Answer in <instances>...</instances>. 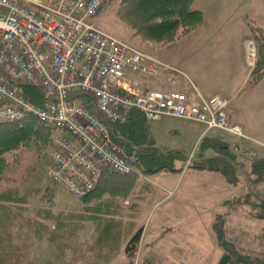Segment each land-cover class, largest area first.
<instances>
[{
    "label": "rangeland",
    "instance_id": "374dc122",
    "mask_svg": "<svg viewBox=\"0 0 264 264\" xmlns=\"http://www.w3.org/2000/svg\"><path fill=\"white\" fill-rule=\"evenodd\" d=\"M246 1L229 0L228 3L224 0H216V2H211V0L197 1L196 7L205 14L203 19L205 24L208 25L206 35L213 37L219 33L222 34L219 37L215 36L211 41L212 43L216 42L217 45L220 43L226 44L229 41V35L232 34L230 32L231 28L238 30L240 33L244 27L245 30L243 32L246 29L251 31V26L254 28L258 22L264 23V15L251 13ZM254 1L264 4V0ZM120 3V0H108L106 2L103 13L94 18V20L99 19L100 27H98L119 39L133 44L140 50L151 52L150 46L142 42L138 36L132 33L131 29L117 18L116 10ZM262 7L264 11V5ZM215 10H218L220 14H215ZM247 10H249L251 16L250 19L246 15ZM209 14L212 16L210 17ZM243 15L244 21H242ZM192 37V33L187 34L179 40L182 44L177 48L170 49L169 52L168 49L164 48L165 52H167L164 56L171 59L175 53L182 54L187 50L190 53V40H194ZM187 40H189L188 45L186 44ZM199 40L202 41L201 36ZM234 44L235 38H232L231 46ZM256 45L254 38L248 39L244 45L246 54L253 48L256 49ZM154 46L153 48H157V46ZM198 50L206 52L202 46L198 47ZM227 53L228 49L223 47L222 56ZM207 54L208 57L214 58L209 53ZM219 58L220 54L217 52L214 62L218 63ZM247 59L252 61L249 58ZM185 60L188 59L184 57ZM251 74L250 72V79ZM162 75V73L153 74L149 76L148 80L150 82L160 81L159 78ZM183 76L186 77L185 75ZM263 77L255 83L252 82L251 89ZM207 78L209 80V75ZM203 80L204 77L202 78ZM187 82L193 84L191 80L187 79ZM209 83L212 86L218 85L216 79L212 78ZM260 86L264 87L263 84ZM195 88L201 92L197 86ZM201 94L204 95L202 92ZM257 95V102L254 99L247 102L250 106L264 104L259 99V92ZM244 99L246 100V98ZM148 123L151 124V127L152 125L153 128L155 127L153 122ZM156 123L161 130L177 126L183 134L182 136H172L166 131V135L163 137L164 141L159 142L160 148L172 147L175 146L174 144L180 145L178 146L179 152L174 153L173 160L176 158V161L170 162L167 160L170 162L167 163L168 166L172 164L170 167H176V169L166 168L158 171H164L163 173L171 175V172L168 171L177 172L182 170L175 175L176 179L173 181L181 186H178V189L171 196L169 195L170 191L167 189H164V191L167 190L166 195H164V192L160 193L158 200L168 197L165 203L151 204L157 198H152L150 202L145 201L143 203L141 201L139 203V211L134 208V205H126L124 203L126 205L124 216L129 217L128 221H131L130 218L135 220V222L131 221L133 223L131 226L129 225L130 222L129 224H123L122 218L118 219L113 225L111 223H78L79 220L77 218L79 216L73 217L69 214L70 212H68V217L66 218L68 220L67 224L63 225L67 210L69 209V211L73 212L78 208L77 203L79 202L73 196L71 189L74 187L68 186L66 181L70 180L72 183H80L85 179H89L95 172L104 174L106 166L103 168L93 166V169H91L75 153L73 156L69 155V152L65 150L67 144L53 141L52 144L48 142L28 143L17 150L5 154L6 167L3 172L0 171V194L7 196L8 192H10L11 195L23 196L25 205L21 207L23 209L20 211L23 219L16 216L15 220L12 219L14 223L11 217H13L12 214L14 212L18 211L14 209L9 212V207L12 209L11 203L0 200V250L13 247L16 251L25 252L29 255L28 264H107L115 261L121 246L124 243L126 245L128 242L129 239L127 237L133 236V233L142 226L140 239L138 244H136V251L130 256L131 264H150V260L152 262L157 260L161 264H168L169 261L170 264H219L220 258L226 252L224 247L226 242L235 244V247L229 248V252L232 253L235 250L236 253L241 254L242 258L237 255L233 256L242 261L245 259L246 262L243 261L244 264H247V262L249 264H264V218H255L250 212L251 210L257 211L258 201L264 203V181L253 183V178L249 177V175L251 176L252 159H264V148L260 146L262 144L251 140L250 137L246 139L244 136H235L218 129H212L208 133L215 135L217 138H208L205 135L202 136L200 143L197 144L199 140V138L195 139L197 125L202 129L204 128L203 126L193 121L178 118H163ZM61 134L67 137L66 140L71 141L68 138L69 134L65 132ZM181 138H183L182 141H180ZM219 140H225L230 145L231 157L234 156L233 162L229 160L230 168L223 167L221 170H209L205 160L215 157ZM72 143L74 142L72 141ZM155 149L158 151L157 148ZM250 152H255V154ZM188 157L193 160L189 161ZM94 163L100 165L102 162L97 160ZM197 163H199V166L196 165ZM131 168V171L127 172V178L129 180L133 179L134 182L129 187L126 186L127 189L123 191L124 196H119L120 198L131 195V190L135 187L136 181H140L146 186H150L147 182L151 184L152 182H157L161 186L170 182L165 179L160 184L159 181L152 179V174L147 175L146 178L140 176L144 175L143 172L146 171L135 162ZM193 170H204L220 174L222 178L217 183L219 186L214 185L215 180L213 186L211 182L203 180V176L189 175L188 172ZM53 176L63 179L60 185L56 184L57 187L52 185L54 182L50 178ZM188 176L192 177L189 182H187ZM229 176L232 178L237 176V182H230L228 180ZM171 184L173 185V183ZM194 185H204L208 192L197 190ZM49 187L54 188L53 193L47 192ZM145 189L148 188L146 187ZM117 193L113 189L108 191L107 196H118ZM224 199H226V202L219 205V202ZM63 208L65 209L60 211ZM174 211L177 212L175 216ZM120 214L122 217V211H120ZM172 215L174 218L170 221ZM220 216L224 217L222 218L224 221L222 224L225 234L222 235V238L212 232L214 231L212 223L216 219L220 221ZM103 220L106 221V219ZM17 223L21 225L18 227ZM161 225L163 226L159 227ZM170 226H172L173 235H169L168 230H164ZM120 227L121 230L118 231ZM143 229L144 233L147 231L146 239L144 238L145 242L148 243L153 240L154 244L152 247L160 251L153 252L151 256L146 254V261L139 260V258H143V253H146L143 250L141 255V250L148 248V246L145 247L144 245L141 249L140 246ZM51 232L56 235H50ZM155 232L159 235H150ZM165 232H167L166 235ZM221 241H223L224 245ZM87 249L91 250V253L95 252L96 254H91L85 260L82 256ZM167 250H170L169 255L164 252ZM244 256L246 258H243ZM234 257L228 264H242L237 259L235 260ZM94 258L97 260H88ZM20 261H23V258L17 255L13 264H23L19 263Z\"/></svg>",
    "mask_w": 264,
    "mask_h": 264
},
{
    "label": "built area",
    "instance_id": "2783aa9c",
    "mask_svg": "<svg viewBox=\"0 0 264 264\" xmlns=\"http://www.w3.org/2000/svg\"><path fill=\"white\" fill-rule=\"evenodd\" d=\"M102 2L0 0V118L34 113L60 131L55 142L67 144L69 155L75 153L91 169L106 166L104 170L119 173L131 171L137 162L112 131L114 123L126 122L130 110L146 120L173 116L242 135L241 126L229 121V100L222 95L206 97L193 84L145 88L147 76L176 68L97 28L90 20ZM246 57L255 60L256 49ZM19 83L37 89L41 105L30 104ZM97 160L102 163L95 164ZM101 174L66 183L74 187L73 196L81 198ZM50 179L57 185L63 181Z\"/></svg>",
    "mask_w": 264,
    "mask_h": 264
},
{
    "label": "crops",
    "instance_id": "0c3cea01",
    "mask_svg": "<svg viewBox=\"0 0 264 264\" xmlns=\"http://www.w3.org/2000/svg\"><path fill=\"white\" fill-rule=\"evenodd\" d=\"M197 1L198 0H193V2L190 4V7L198 9L196 7ZM224 1L228 3L229 0H224ZM211 2H216V0H211ZM246 5L248 6L250 12L253 13L254 15H258V14L264 15L263 7H262L264 5L263 3H260L254 0H247ZM249 10H247L246 15L250 19L251 16H250ZM214 13L217 15L220 14L218 10H215ZM209 16L211 17L212 15L209 14ZM203 17H205V14L202 12V21L199 25L186 31L185 33L184 32L180 33V36L176 39L174 43H170L168 47H165V49H168V52L170 51V49L177 48L178 46L182 44L179 40L183 38L184 36H186L187 34L192 33V36H193L192 38L194 40H190L191 38L189 39L190 47H191L190 53L188 50L182 54L175 53L171 59H168L167 57L164 56V54L167 52H165V49L163 47H162L163 49L161 50L155 49V48L151 49V47H149L151 49V52L144 51L147 54H150L158 58L162 62L168 63L169 65H172V66L175 65L181 71V73H178L176 71L167 72L163 74L161 78H159L160 81L150 82L148 80L149 77H147L146 80L143 79L144 87L145 88L153 87L156 89H165V90H168L171 88H186L187 86L191 84L190 82L189 83L187 82V79H188L189 81L191 80V82L195 86H197L205 96H211L213 94H220V95L225 96L226 98L230 100V105L228 109L229 119L233 123H238L240 126H242L245 134L249 136L255 142L262 144L260 146L264 148V104L260 106H250L247 103L251 99H254L257 102L258 100L256 99H258V95H257L258 92H259V99H261L262 102L264 103V87L260 86L261 84H263L264 86V77L256 86H254V88L251 89L252 84H250V72H251L250 70L252 69V67H251V62L248 61V59L246 58L245 49H244L245 42L249 38H252L254 34L252 31L248 29H246V31L243 32V30H245V27L241 29L240 33L238 32V30L231 28L230 32L232 34L229 35V41L226 44L220 43L219 45H217L216 42L212 43L211 41L215 36L219 37V36H222V34L219 33L218 35H215L213 37L207 36L206 31H207L208 25L205 24ZM242 21H244V15L242 17ZM97 26H99L98 19H97ZM251 28L252 26L250 27V29ZM254 28L258 30L257 33L260 32L261 34L264 35V23L263 22H258L257 26ZM200 36L202 38V41L199 40ZM232 38H235V44L233 46H231ZM189 40L186 41L187 45H188ZM200 46H202L203 49L207 53H209L211 56H213L214 58L218 52L220 54V58H219L220 60H218V63L214 62V58L208 57V54L206 52L199 51L198 47ZM223 47L228 49V53L224 56H222ZM183 56L187 58L188 60L184 61ZM183 75H185L186 77H184ZM208 75H209V80L211 78L216 79L218 83L217 86L210 85L209 80L207 78ZM135 77H138V75H135ZM203 77H204V80L202 81ZM168 78L173 79L175 83L177 84L170 83L168 81ZM244 98H246V100ZM132 112L134 111L133 110L128 111L126 122L128 121L130 114ZM163 118H178V117L163 116L158 120H153V121L146 120L147 132H148L147 142L152 147L157 148V150L161 152L162 154L170 152V155L168 154L169 159L167 160H169L170 162L172 161L174 162L176 161V158L173 160V157L175 155L174 153L179 152L178 146L180 145L174 144L175 146H172V147L168 146V147L160 148L159 142L164 141L163 137L166 135L165 134L166 131L168 132V134L172 136H182L183 134L179 131L177 126H172L171 128L167 130H161L160 128H158L156 122L162 120ZM178 119H183V118H178ZM184 120H187V119H184ZM189 121H192V120H189ZM148 122H153L155 127L153 128V125L151 127V124H149ZM193 122L204 127L202 129L201 127L197 125V131L195 133L196 134L195 139L197 140L199 138L197 144L200 143L202 136L206 135L205 137H208V138L215 137V135L208 134L209 131L212 129L205 130L204 124L197 122V121H193ZM113 134L115 138L117 137L116 139L120 142V144L126 149H127L126 145L128 143L129 147H131L132 149L139 150L140 146L135 145L132 141L128 140L125 136L120 135L118 132L114 131V129H113ZM182 140L183 138L180 139V141ZM169 166H172V164ZM174 168L176 169V167ZM189 169H192V168H189ZM181 171H177V172L168 171V172H171V175L163 173L164 171L143 172L144 175H140V174L139 175L146 178L147 175L152 174L151 175L152 179L159 181L160 184H161V181L165 179H168L170 182L168 184H165L164 186L163 185L161 186L157 184V182H152L151 184L147 182L146 179H144L150 185V186H146L144 183L140 181L139 182L136 181L135 187H133L131 190L132 192L131 195L130 196L128 195L129 197L126 196L122 198L123 197L122 196L120 198L119 196H111V195L107 196L106 194V195H103L100 199H91L92 198L91 197L92 193H91L90 195H88L89 197L87 198V200H85V201H89V203L87 204L82 203V205H80L77 209V216H79V218H77L79 220L78 223H81V222H85L87 224L89 223L90 224L111 223L113 225L118 219L122 218L123 224H129L130 222L129 225L131 226L133 224L132 222H135V220L134 218H130L132 222L128 221L129 217L126 215L124 216L125 214L124 208L126 207V205L132 204L134 205V208H137V211H139V203L141 201L143 203L145 201L150 202L152 201L151 200L152 198H157V200H155L157 202L152 201L151 204L157 205V204H160L161 202L165 203L168 197L164 199L161 198L160 200H158L159 195L162 192H164L165 193L164 195H166L167 190L170 191L169 192L170 196L174 194L173 192H175V190L178 189V186H181V185H177L173 181L176 179L175 175ZM188 174L191 176H203L202 179L211 182L212 185L215 180L214 185L216 186H219L217 185V183L220 182L221 181L220 178H222L220 174L218 175L215 172L204 171V170H193V171H189ZM191 176H188L187 182H189L192 179ZM202 179L200 180L203 182ZM171 183H173V185ZM142 186H144V188H142ZM146 187L148 189H145ZM194 187L197 190L208 192L207 188L204 185H200V186L194 185ZM164 189H167V190L164 191ZM225 200L226 199H224L223 201H220L219 205L224 204L226 202ZM120 211H122L123 213L122 217H121ZM176 214L177 212L174 211V216ZM173 218L174 217L172 215L170 217V221ZM103 219H106V221ZM162 226L163 225L159 227H162ZM140 228L142 229V226L139 227L138 229ZM120 230H121V227L118 229V231ZM164 230L165 231L168 230L167 232H169V235H173L172 226L167 227ZM135 232L133 234H135ZM167 232H165V235ZM212 232L214 233V235H216L214 231ZM153 234L159 235L157 234V232L151 233L150 235H153ZM145 235H147V231L144 233V229H143L140 246H141V249L144 247V245L145 247L148 246V248L141 250V253H140L141 255H142L143 250L146 251V253H143V258L140 259L138 257L139 260H143V261L147 260V257H145L146 254L151 256L153 252H160L156 250L154 247H152V245L154 244L153 240L152 242L151 241L148 243L145 242L144 240V238L146 239ZM124 239L126 238L124 237ZM127 239H129V236L127 237ZM124 246H125V243L123 244V246H121V249L118 251V254H117L118 257L115 259V261L112 263H107V264H131L130 263L131 258L130 256H127L126 251H124L125 249ZM44 250L46 251V249ZM164 252L165 253L167 252L166 254L169 255L170 250H167ZM91 254H96V253L95 252L91 253V250L87 249L84 251L82 257L86 260L88 256H91ZM138 256H139V253H138ZM88 260H97V259L94 258V259H88ZM81 264H86V263H81ZM150 264H161V263L157 262V260H154L153 262L152 260H150ZM168 264H170V261L168 262Z\"/></svg>",
    "mask_w": 264,
    "mask_h": 264
},
{
    "label": "trees",
    "instance_id": "16d2710c",
    "mask_svg": "<svg viewBox=\"0 0 264 264\" xmlns=\"http://www.w3.org/2000/svg\"><path fill=\"white\" fill-rule=\"evenodd\" d=\"M107 1L108 0H103L102 4L97 10V13L90 20L97 28H99L97 26V19L94 20V18H97L100 14L103 13V9ZM120 1L121 3L116 10L117 18L119 19V21L123 22L129 29H131L132 33L138 36L142 42H144L146 45H149L151 49L153 48L154 44L155 46H157V48L155 49L159 50L168 47L170 43H174L176 41V39L180 36V33H185L186 31L196 27L202 21V12L198 9H193L190 7V4L193 2V0ZM251 31L254 34L252 38H254L257 43V56L251 69L252 74L250 84H252V82H257L264 75V37L260 32L257 33L258 30L256 28H251ZM120 40L137 48L133 44L123 39ZM17 88L21 89L30 104H33L34 106L41 105L42 97L41 93L37 89L25 83H19L17 85ZM229 105L230 102L228 103L226 108L228 118ZM112 128L120 135H123L128 140L132 141L135 145L140 146L139 150H134L129 147L128 143L126 145L129 153L136 154V164H139V166L144 169V171L155 172L166 168L175 170L167 164L170 163L167 161V159H169L170 152L162 154L161 152L156 151V149L147 142V122L137 111H134L130 114L127 122L120 124L114 123L112 125ZM58 132L59 131L56 130V128L46 124V122L39 119L34 113L23 112L21 117L13 119L7 117L0 118V171L3 172L6 167V159L4 156L5 154L17 150L21 148V146H25L28 143L36 144L38 142H48L49 144H52V141L55 142L54 137ZM244 135V138L249 139V136H247L245 132ZM229 146L230 145L225 140L218 141L216 150L217 155H215L214 158L205 160L207 162V168L209 170H221V168L223 167L230 168L229 160L233 162L234 156L231 157L232 152L230 151ZM250 153L253 154L255 152ZM251 164V176L249 175V177L253 178V183L264 181V159L254 158L252 159ZM196 165L199 166V163H197ZM127 175L128 174L106 171L104 174L98 177L96 182L97 185L92 191H90L81 199H76L77 201H81L78 203L76 202L78 207L82 205V203H89V201L85 200H87V198L89 197L88 195H90L91 193V199H100L103 195L108 194V191H112L113 189H115L118 192V196H124L123 191L127 189L126 186L129 187L130 184H133L134 182L133 179L129 180L127 178ZM235 177L236 178H232L231 176H229L228 180L232 183H236L238 178L237 176ZM47 192L53 193L54 188L49 187V189H47ZM24 199L25 198L23 196L20 197L17 194L11 195L10 192H8L7 196H3L0 194V200H4L7 203L9 202V204L11 203L12 209H10L9 207V212L14 209L18 211L12 214L13 217H11V220H15L16 216H19L21 219H23V215H20V211L21 209H23L21 207L25 205ZM64 209L65 208L61 209L60 211ZM77 209H75L73 212L69 211V209H66L67 215L65 216L63 225H66L68 222V220L66 219L68 217V212H70L69 214L74 217L77 216ZM250 212L255 218H264V203L258 201L257 211L251 210ZM222 218L224 217L222 216L220 221L216 219L213 223L215 234L220 235L221 238L222 235L225 234V230L223 231L222 222L224 223V221ZM20 225V223H17L18 227ZM140 234L141 228L138 229L126 243L125 251L127 256H132L133 253H135L136 244H138L139 242ZM50 235L56 234H53L51 232ZM221 243L224 245L223 241H221ZM224 247L226 252L220 258L219 264H228L230 260H233V255H237L239 258H242V255L236 253L235 250H233L232 253L229 252V248L235 247L234 243L226 242ZM17 255L23 258V261H20L19 263H29V255L25 252L16 251V249H14L13 247L9 249L2 248V250H0V257H2L0 259V263L13 264ZM234 258L242 264H244L243 261L246 262L245 259L242 261L237 257ZM243 258L246 257L244 256ZM247 264H249V262H247Z\"/></svg>",
    "mask_w": 264,
    "mask_h": 264
}]
</instances>
